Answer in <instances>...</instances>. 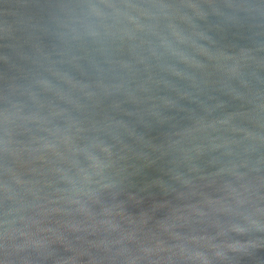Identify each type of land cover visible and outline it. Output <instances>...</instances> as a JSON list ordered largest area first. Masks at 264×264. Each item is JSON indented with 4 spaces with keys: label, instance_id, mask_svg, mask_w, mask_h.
I'll use <instances>...</instances> for the list:
<instances>
[{
    "label": "water",
    "instance_id": "water-1",
    "mask_svg": "<svg viewBox=\"0 0 264 264\" xmlns=\"http://www.w3.org/2000/svg\"><path fill=\"white\" fill-rule=\"evenodd\" d=\"M0 264H264V0H0Z\"/></svg>",
    "mask_w": 264,
    "mask_h": 264
}]
</instances>
